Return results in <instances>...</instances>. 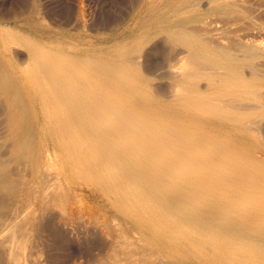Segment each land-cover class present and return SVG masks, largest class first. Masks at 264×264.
I'll return each instance as SVG.
<instances>
[{"label":"bare ground","instance_id":"obj_1","mask_svg":"<svg viewBox=\"0 0 264 264\" xmlns=\"http://www.w3.org/2000/svg\"><path fill=\"white\" fill-rule=\"evenodd\" d=\"M255 1L177 3L178 22L164 32L180 48L169 65L179 83L157 107L133 58L137 51L118 59L58 51L47 57L37 42L27 43L29 63L18 73L30 96L25 116L36 127V167L46 175L58 167L59 175L97 185L112 212H103L113 221L108 226L119 230L110 264H176L168 261L172 255L192 264L223 244L253 252L264 231V204L246 203L240 194L264 193V143L255 136L264 122V39L258 37L264 2ZM151 26H144L146 35ZM51 188L30 192L0 215V264H28L35 206L42 209ZM230 188L240 194L230 204L220 201Z\"/></svg>","mask_w":264,"mask_h":264},{"label":"rangeland","instance_id":"obj_2","mask_svg":"<svg viewBox=\"0 0 264 264\" xmlns=\"http://www.w3.org/2000/svg\"><path fill=\"white\" fill-rule=\"evenodd\" d=\"M174 1L0 0V215L18 207L21 197L26 202L30 192L41 194L52 187L51 198L45 201L42 209L40 205L35 206L39 214L27 240L28 264H110L109 251L119 230L115 225H110L111 229L108 226L113 221L103 212L107 211L108 215L112 212L99 198L95 183L78 180V175H59L58 167L52 170V175L36 167L37 140L33 133L36 127L33 120L26 117L29 116L30 96L18 73L29 63L27 43L37 42L47 57L58 51L65 55L83 53L91 58L112 56L118 59L124 51H137L133 58L140 65L141 74L152 84L149 93L157 107L161 101L174 97L179 83L169 65L176 60L180 48L169 41L164 32L177 23L180 16H172L173 8L181 0ZM257 2L264 1H255V6L261 4ZM158 14L169 20L155 19ZM258 19L264 27L263 10ZM147 24L154 28L149 35L144 33ZM3 31L15 38L10 39ZM258 37L264 39V33ZM255 134L263 144L264 122L256 128ZM259 158L264 166V155ZM55 183V187L60 188H54L53 192ZM248 189L241 194L227 189L220 201L230 204L234 196L240 194V199L246 203L264 204V193L254 196ZM215 247L210 248V253L203 250L191 263L239 264L242 259L240 264H264V231L254 243L250 256L246 249L231 246L228 249L224 244L220 249ZM219 257L224 259L217 260ZM168 258L170 263L181 264L174 255Z\"/></svg>","mask_w":264,"mask_h":264}]
</instances>
